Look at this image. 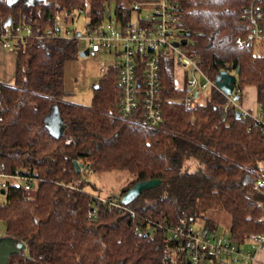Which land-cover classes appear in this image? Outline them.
Masks as SVG:
<instances>
[{"label":"trees","instance_id":"16d2710c","mask_svg":"<svg viewBox=\"0 0 264 264\" xmlns=\"http://www.w3.org/2000/svg\"><path fill=\"white\" fill-rule=\"evenodd\" d=\"M137 1L0 0V23L32 31L13 45V83L0 82V173L28 176L35 189L24 197L9 184L0 194L3 235L25 246L8 264H178L163 257L164 228L191 224L211 209L228 215V236L238 243L264 231V192L252 188L264 178V133L216 90L185 108L171 59L161 64L162 116L154 126L141 105L121 113L116 64L92 89L90 105L65 100L64 67L78 57L77 42L35 36L51 29L56 15L71 22L77 10L95 26L112 6L125 24ZM176 2L182 49L211 80L238 69L235 89L254 87L264 113L263 50L235 42L249 33L250 11L264 24V0ZM54 114L61 120L57 138L45 121ZM110 172L127 175L119 198L137 182L160 184L122 209L110 207L112 195L102 199L85 188L87 175Z\"/></svg>","mask_w":264,"mask_h":264},{"label":"built area","instance_id":"2783aa9c","mask_svg":"<svg viewBox=\"0 0 264 264\" xmlns=\"http://www.w3.org/2000/svg\"><path fill=\"white\" fill-rule=\"evenodd\" d=\"M130 7L131 17L125 24L114 15H109L107 21L104 19L95 26L85 24V34L82 36L68 30L63 17L56 15L53 27L35 37L64 40L82 38L87 41L91 55L101 52L112 54L118 60L114 64L119 68L120 111L124 116L132 114L141 105L145 120L151 126L158 124L162 116L160 68L164 59H171L175 78L181 77L180 89L184 94L185 108L195 107L202 93L216 90L243 118H249L264 133V113L250 114L234 99L242 95V90L234 86L230 96L224 95L214 80L182 49L180 41L185 37L184 29L178 26L176 0H140L133 2ZM84 14V10H77L71 15L72 20ZM246 18L251 25L249 33L245 39L237 38L236 45L259 46L264 49V24L259 23L261 17L250 11ZM30 37L32 31L26 25L10 22L5 26L0 23V45L4 50H13L15 42ZM105 70L99 68L101 74ZM32 183L28 176L0 173V190L10 184L16 186L24 197H31L35 193ZM252 188L257 193H263L264 178L254 180ZM120 199L117 193L114 196L112 194L107 204L122 209ZM261 207L264 211V201ZM162 243L165 245L163 257L178 264H264V231L248 233L238 243L228 235H218L212 230L194 227L192 224L166 226Z\"/></svg>","mask_w":264,"mask_h":264},{"label":"rangeland","instance_id":"374dc122","mask_svg":"<svg viewBox=\"0 0 264 264\" xmlns=\"http://www.w3.org/2000/svg\"><path fill=\"white\" fill-rule=\"evenodd\" d=\"M114 9L111 6L110 13L114 15ZM107 21V18H105ZM87 20L84 16L75 17L71 22L68 20L66 28L74 33L85 34V24ZM6 26V25H5ZM79 53L87 49L88 43L82 38L76 40ZM117 59L109 53L101 52L98 55L89 54L87 57H77L73 61H68L64 67V90L67 93L65 100L79 104L90 105L92 100V87L96 85L101 78L99 71L100 67L106 68L114 63H117ZM14 74V52L12 49L4 50L0 45V82L11 84L13 83ZM175 84L178 88L181 87V77H176ZM250 95L253 97L255 105L257 107L255 99V88L243 89V96ZM193 168V164L190 166ZM127 175L123 172H110L100 175H87L85 177L86 190L97 195L102 199H105L113 194L116 195L123 186L126 184ZM115 193V194H114ZM2 201L0 197V202ZM206 214H203L198 220L191 222L194 227L206 228L209 226L210 230L214 231L218 235H228L229 230V217L227 214L220 210H208ZM208 222V223H207ZM4 225L0 223V236L4 233ZM208 229V228H207Z\"/></svg>","mask_w":264,"mask_h":264},{"label":"water","instance_id":"95a60500","mask_svg":"<svg viewBox=\"0 0 264 264\" xmlns=\"http://www.w3.org/2000/svg\"><path fill=\"white\" fill-rule=\"evenodd\" d=\"M10 24V20H7L5 25L8 26ZM79 35V34H77ZM181 45L186 44V39L180 41ZM178 46V43L174 44ZM89 50L85 49L84 51L78 54V57L83 58L89 55ZM238 73V69L235 71V74H229L226 71L220 72L214 79V83L216 87L226 96H230L233 88L236 84V77L235 75ZM93 90L97 89V85L92 87ZM235 100H238V97H234ZM53 118V120H51ZM46 126L47 129L53 137L57 138L61 131L60 127V117L58 114L50 115L46 119ZM74 166L79 173V169L77 168L76 164ZM160 181L158 180H149L143 182H137L134 184L130 189H128L120 199V203L122 206H127L131 204L134 200H136L144 191L151 190L158 186ZM0 194L3 195L4 191L0 190ZM25 249V246L22 242H19L11 237L2 235L0 236V264H8V260L11 256H14Z\"/></svg>","mask_w":264,"mask_h":264},{"label":"crops","instance_id":"0c3cea01","mask_svg":"<svg viewBox=\"0 0 264 264\" xmlns=\"http://www.w3.org/2000/svg\"><path fill=\"white\" fill-rule=\"evenodd\" d=\"M108 16L109 15H107L106 18H108ZM257 48L258 49L260 48L261 50H263V63H264V49L259 47V46ZM248 87L251 88L252 86H245L241 89L242 90V95H241L242 98H241V101L239 102V104L244 111H246L250 114H255L256 112H258V110H257V107L255 105V102L251 101V100H253V97L251 98L249 94H247V96H245V95L243 96V89L245 92V88H248ZM252 88H254V87H252ZM255 99H256V89H255ZM256 103H257V100H256ZM262 256L263 255H260V257H262Z\"/></svg>","mask_w":264,"mask_h":264}]
</instances>
